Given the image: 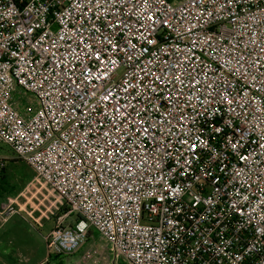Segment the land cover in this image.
<instances>
[{"label":"built area","instance_id":"obj_1","mask_svg":"<svg viewBox=\"0 0 264 264\" xmlns=\"http://www.w3.org/2000/svg\"><path fill=\"white\" fill-rule=\"evenodd\" d=\"M0 145L67 208L48 258L264 264V0H0Z\"/></svg>","mask_w":264,"mask_h":264},{"label":"rangeland","instance_id":"obj_2","mask_svg":"<svg viewBox=\"0 0 264 264\" xmlns=\"http://www.w3.org/2000/svg\"><path fill=\"white\" fill-rule=\"evenodd\" d=\"M10 103L24 118L30 117L37 108L35 97L19 89L12 94ZM1 155L7 157L8 161L1 173L4 182L1 179L0 192L15 199L14 209L19 211V217L26 220L23 225L18 223L17 226H12V231L17 229L20 235L7 247L16 254L15 248L18 245L19 251L26 254H21L24 256L21 262L11 261L7 264H129L94 230H90L87 241L75 253L48 258L44 236L54 225L55 218L66 212L63 201L47 183L36 179L33 171L24 162L16 159L7 146L0 145ZM61 208L64 209L62 212ZM76 219L75 215L67 217L65 225L71 226ZM6 227L8 228L4 232L10 231V226ZM27 248L28 251H25Z\"/></svg>","mask_w":264,"mask_h":264},{"label":"crops","instance_id":"obj_3","mask_svg":"<svg viewBox=\"0 0 264 264\" xmlns=\"http://www.w3.org/2000/svg\"><path fill=\"white\" fill-rule=\"evenodd\" d=\"M12 160H15V159H12ZM18 160H20V159H18ZM0 161L4 162V169H5L6 168V162L8 161V158L1 155ZM3 182H4V179H2V183ZM8 200H13L14 204L16 203L14 198L5 196L3 193L0 192V264H7L8 262H11V261H13V263H15V262L17 263V261L21 262L24 258V256H22L24 252L19 251L18 245L15 248V251L17 252L16 254H14V251H12V250L10 251L7 248L9 243L16 240L17 237L20 235V232L17 231V229H15V231H12V226H17L18 223L20 225H23L22 224V223H24L23 221H26L23 217L20 216L23 220L19 217V215H18L19 211H17L16 214H11V215L4 218V215L2 214V206ZM6 226H10V228H11L10 231L7 230L6 232H4L5 228H8ZM53 226L48 230V232L45 234L44 238L48 235V233L53 228ZM29 227L27 226V228H29ZM25 251H28V248ZM24 254H26V253H24ZM33 264H35V263H33ZM37 264H39V263H37Z\"/></svg>","mask_w":264,"mask_h":264},{"label":"trees","instance_id":"obj_4","mask_svg":"<svg viewBox=\"0 0 264 264\" xmlns=\"http://www.w3.org/2000/svg\"><path fill=\"white\" fill-rule=\"evenodd\" d=\"M4 172V169L2 170V173ZM3 179V178H2ZM63 206L65 207V209L67 210L66 206L63 204ZM64 209L61 208V212L63 211ZM78 217V216H77ZM51 257V256H50ZM49 257V258H50ZM54 257H59V256H54Z\"/></svg>","mask_w":264,"mask_h":264}]
</instances>
